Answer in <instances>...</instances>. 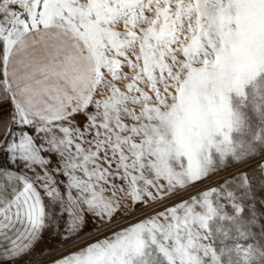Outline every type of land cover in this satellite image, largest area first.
I'll return each instance as SVG.
<instances>
[{
	"label": "snow or ice",
	"instance_id": "obj_1",
	"mask_svg": "<svg viewBox=\"0 0 264 264\" xmlns=\"http://www.w3.org/2000/svg\"><path fill=\"white\" fill-rule=\"evenodd\" d=\"M0 264H264V0H0Z\"/></svg>",
	"mask_w": 264,
	"mask_h": 264
}]
</instances>
